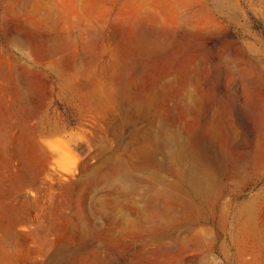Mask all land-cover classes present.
<instances>
[{"label":"rangeland","instance_id":"obj_1","mask_svg":"<svg viewBox=\"0 0 264 264\" xmlns=\"http://www.w3.org/2000/svg\"><path fill=\"white\" fill-rule=\"evenodd\" d=\"M0 264H264V0H0Z\"/></svg>","mask_w":264,"mask_h":264},{"label":"bare ground","instance_id":"obj_2","mask_svg":"<svg viewBox=\"0 0 264 264\" xmlns=\"http://www.w3.org/2000/svg\"><path fill=\"white\" fill-rule=\"evenodd\" d=\"M17 100H18V102H19V104L22 106V109H24L25 107H27L26 105H27V101H26V98H25V96H24V94H23V92L22 91H20V93L18 94V98H17ZM18 104V105H19ZM19 105V106H20ZM23 112V111H22ZM38 112V111H37ZM28 113H30V112H28ZM22 114H24V112L22 113ZM30 115V114H29ZM29 115H28V117H29ZM26 117V116H25ZM27 118V117H26ZM27 120V119H26ZM42 126H43V122H41V123H39V127H38V131H40L41 130V128H42ZM31 130V129H30ZM51 130L53 131V132H55L56 130L58 131V127L57 126H52V128H51ZM34 131V130H33ZM30 132V131H29ZM31 133V132H30ZM178 149V148H177ZM165 150H167L168 151V148H166ZM169 159H171V160H180L181 162L184 160V159H182L181 160V158H182V153L181 152H179V150L177 151V150H175V152L172 150V149H169ZM168 157V156H167ZM168 159V160H169ZM167 160V161H168ZM171 160H169V161H171ZM168 161V162H169ZM170 163V162H169ZM176 163H178V162H176ZM193 163V162H192ZM181 164V163H180ZM179 164V165H180ZM178 165V166H179ZM201 166H203V165H201ZM183 167V166H182ZM190 168V167H189ZM192 168V167H191ZM191 170V169H190ZM196 170V169H195ZM186 171V170H185ZM192 172H194V171H191V181L190 182H192L191 184H193V186L191 187L193 190H194V192L197 194V195H199L200 194V196L201 195H203V197L204 196H207V195H213V192L211 193L210 191H209V189H208V186H209V178L207 177V174L209 173V169H208V167H206V166H203V168L202 169H200L199 171H195V173H192ZM180 174V173H179ZM178 174V175H179ZM182 179V178H181ZM184 179V178H183ZM170 186V185H169ZM168 186V187H169ZM168 187H163V190L164 191H168V189L170 188H168ZM178 188V187H177ZM180 188V187H179ZM178 188V189H179ZM154 189V188H153ZM174 189V188H173ZM175 191V190H174ZM169 193H170V191H168ZM176 192H177V190H176ZM179 192V191H178ZM176 194V193H175ZM181 194V193H180ZM174 195V194H173ZM187 195V194H186ZM181 196V195H180ZM180 196H178V197H180ZM193 198V197H192ZM200 198V197H199ZM180 199V198H179ZM189 201V200H188ZM193 201H195L194 199H193ZM191 203V202H190ZM195 204H196V202H195ZM208 204V203H207Z\"/></svg>","mask_w":264,"mask_h":264}]
</instances>
